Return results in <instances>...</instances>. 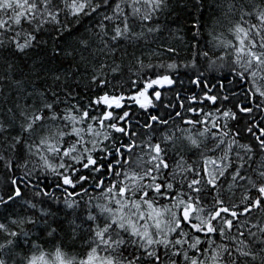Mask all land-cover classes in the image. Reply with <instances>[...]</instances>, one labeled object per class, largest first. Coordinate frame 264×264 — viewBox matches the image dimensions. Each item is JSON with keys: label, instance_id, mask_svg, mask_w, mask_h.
Instances as JSON below:
<instances>
[{"label": "snow or ice", "instance_id": "snow-or-ice-1", "mask_svg": "<svg viewBox=\"0 0 264 264\" xmlns=\"http://www.w3.org/2000/svg\"><path fill=\"white\" fill-rule=\"evenodd\" d=\"M0 264H264V0H0Z\"/></svg>", "mask_w": 264, "mask_h": 264}]
</instances>
